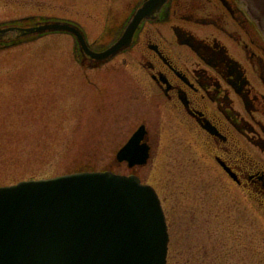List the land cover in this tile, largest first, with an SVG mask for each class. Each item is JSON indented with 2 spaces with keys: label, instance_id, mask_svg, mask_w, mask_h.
<instances>
[{
  "label": "rangeland",
  "instance_id": "374dc122",
  "mask_svg": "<svg viewBox=\"0 0 264 264\" xmlns=\"http://www.w3.org/2000/svg\"><path fill=\"white\" fill-rule=\"evenodd\" d=\"M27 2L18 14L73 18L89 32L85 11L71 0ZM136 78L120 59L82 69L71 37L61 33L0 53V187L78 171L130 174L117 150L143 120L153 130L158 119L137 96ZM190 143L167 141L141 170L167 216L168 264H264V211L225 188L219 169Z\"/></svg>",
  "mask_w": 264,
  "mask_h": 264
},
{
  "label": "flooded vegetation",
  "instance_id": "af4514ba",
  "mask_svg": "<svg viewBox=\"0 0 264 264\" xmlns=\"http://www.w3.org/2000/svg\"><path fill=\"white\" fill-rule=\"evenodd\" d=\"M148 1L71 0L69 5L85 11L86 36L96 34L91 49L100 52ZM27 6V0H0V53L27 44L30 38L23 33L49 20L18 14ZM56 20L81 27L73 18ZM71 37L87 70L116 59L128 63L137 77V96L158 116L153 130L147 120L141 123L150 162L130 167L124 161L121 167L142 178L141 170L167 141L191 142L219 169L225 188L238 190L264 211V25L247 0H166L142 19L131 46L105 62L83 53Z\"/></svg>",
  "mask_w": 264,
  "mask_h": 264
},
{
  "label": "water",
  "instance_id": "95a60500",
  "mask_svg": "<svg viewBox=\"0 0 264 264\" xmlns=\"http://www.w3.org/2000/svg\"><path fill=\"white\" fill-rule=\"evenodd\" d=\"M247 1L264 25V0ZM164 2L149 0L102 53L92 52L70 23L50 22L23 34L70 32L84 52L106 61L131 45L142 19ZM143 131L118 159L146 160ZM168 242L160 199L138 177L83 172L0 187V264H167Z\"/></svg>",
  "mask_w": 264,
  "mask_h": 264
},
{
  "label": "bare ground",
  "instance_id": "6f19581e",
  "mask_svg": "<svg viewBox=\"0 0 264 264\" xmlns=\"http://www.w3.org/2000/svg\"><path fill=\"white\" fill-rule=\"evenodd\" d=\"M150 162V158H149V160H148V163Z\"/></svg>",
  "mask_w": 264,
  "mask_h": 264
}]
</instances>
